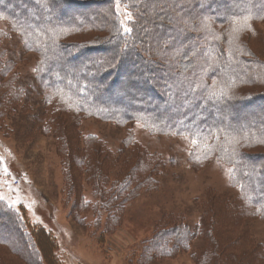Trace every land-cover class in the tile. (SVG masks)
Wrapping results in <instances>:
<instances>
[{
  "label": "trees",
  "instance_id": "obj_1",
  "mask_svg": "<svg viewBox=\"0 0 264 264\" xmlns=\"http://www.w3.org/2000/svg\"><path fill=\"white\" fill-rule=\"evenodd\" d=\"M262 24L264 0H0V44L16 35L36 56L41 97L37 111L28 108L17 63L0 50V129L19 108L32 114L27 140L68 116L71 129L57 132L60 151L72 172L91 173L111 223L142 192L161 189L167 163L129 133L116 152L94 135L82 137L81 120L125 129L139 123L155 137L192 140V167L216 158L233 168L240 194L234 201L208 194L193 227L180 214L163 215L137 264L174 258L198 238L196 264H264V247L244 252L248 240L238 233L242 219H264ZM251 39L262 49L250 47ZM0 246L7 250L0 264L57 262L51 235L1 198Z\"/></svg>",
  "mask_w": 264,
  "mask_h": 264
},
{
  "label": "rangeland",
  "instance_id": "obj_2",
  "mask_svg": "<svg viewBox=\"0 0 264 264\" xmlns=\"http://www.w3.org/2000/svg\"><path fill=\"white\" fill-rule=\"evenodd\" d=\"M122 11L130 16L125 8ZM260 31L258 38L264 41V24ZM248 44L258 51L263 47L252 39ZM0 50L17 63L20 86L31 102L28 108L37 111L36 103L41 97L34 83L36 56L23 51L16 35L3 40ZM20 109L8 119V127L0 129V198L13 209L23 210L31 226L51 235L56 242L57 262L53 264H137L141 246L150 239L163 215L180 214L193 227L203 219L208 194L226 195L232 201L240 194V189L233 188L230 182L232 167L216 158L206 161L202 168L192 167L188 159L194 142L190 139L155 137L139 123L129 124L125 129L95 119H82L77 129L82 137L94 135L116 152L129 133L133 141L161 154L167 163L161 189L142 192L125 205L122 219L111 223L103 200L95 196L91 173L84 167L72 172L68 155L60 151L62 143L57 132L71 129L68 116L47 121L43 132L31 130L32 137L27 140L25 134L32 126V114H24ZM112 170L109 175L116 179L118 166ZM240 224L238 233L244 230L248 240L244 252L264 247L263 218H244ZM202 245L198 238L188 252L150 264H196L194 254ZM6 252L0 246V253Z\"/></svg>",
  "mask_w": 264,
  "mask_h": 264
},
{
  "label": "bare ground",
  "instance_id": "obj_3",
  "mask_svg": "<svg viewBox=\"0 0 264 264\" xmlns=\"http://www.w3.org/2000/svg\"><path fill=\"white\" fill-rule=\"evenodd\" d=\"M147 238V237H146Z\"/></svg>",
  "mask_w": 264,
  "mask_h": 264
}]
</instances>
